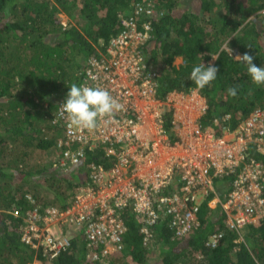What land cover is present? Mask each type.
I'll return each instance as SVG.
<instances>
[{
  "label": "trees",
  "instance_id": "trees-1",
  "mask_svg": "<svg viewBox=\"0 0 264 264\" xmlns=\"http://www.w3.org/2000/svg\"><path fill=\"white\" fill-rule=\"evenodd\" d=\"M139 1L0 0V264H264V218L242 231L230 229L224 210L208 205L211 196L190 231L179 235L171 221L157 223L152 230L155 240L147 245L139 221L126 212L124 247L105 258L91 259V252L101 247H91L82 234L72 231L67 232L70 245L56 258L21 240L30 211L64 208L92 163L109 166L115 159L107 160L105 145H100L87 151L74 173L65 168L60 174L55 169L47 172L65 150L58 147L65 131L53 122L58 102L72 83H82L88 57L105 48L120 29V15ZM151 1L157 14L144 20L154 27L148 52L159 72L158 99L165 100L172 91L198 90L207 103L202 129L209 126L216 136L224 127L235 128L254 109L264 110V82L255 83L236 55L249 52L257 66L264 64V0ZM62 14L75 23L64 24ZM178 57L182 62L176 64ZM202 63L219 71L201 89L189 76L192 67ZM231 87L237 88L236 96L229 94ZM163 121L174 139L172 111L163 114ZM35 156L54 162L37 167L40 161H31ZM255 156L264 163V154ZM41 176L49 185L43 186ZM216 184L225 190L229 178ZM15 209L19 216L13 214ZM220 233L213 245L214 235ZM155 242L159 258L151 261Z\"/></svg>",
  "mask_w": 264,
  "mask_h": 264
},
{
  "label": "built area",
  "instance_id": "built-area-1",
  "mask_svg": "<svg viewBox=\"0 0 264 264\" xmlns=\"http://www.w3.org/2000/svg\"><path fill=\"white\" fill-rule=\"evenodd\" d=\"M156 11L151 0L135 3L120 15V29L105 48H97L84 63L82 83L106 88L123 109L93 129L70 128L60 106L53 114V122L65 131L58 142L65 150L55 162L60 170L74 173L87 151L100 145L107 160L115 159L109 166L92 163L64 208L46 206L27 214L21 240L49 258L70 245L69 231L101 247L91 259L117 254L128 231L126 212L139 221L145 245L155 240L152 230L164 221L183 235L198 224L197 213L209 196L208 205L224 210L230 229L242 231L264 218V163L255 156L264 154V110L254 109L216 136L202 129L207 103L198 90L158 99L159 72L148 52L154 27L144 20ZM168 110L174 139L164 126ZM225 178L229 187L221 191L216 183ZM13 214L19 216L20 210ZM221 237L214 235L213 245Z\"/></svg>",
  "mask_w": 264,
  "mask_h": 264
},
{
  "label": "clouds",
  "instance_id": "clouds-1",
  "mask_svg": "<svg viewBox=\"0 0 264 264\" xmlns=\"http://www.w3.org/2000/svg\"><path fill=\"white\" fill-rule=\"evenodd\" d=\"M238 57L246 64L247 72L255 83L264 82V64L257 66L249 52ZM217 58L212 56L213 60ZM218 71V67L211 63L196 64L191 69L189 79L202 89L217 78ZM228 91L232 96L237 95L236 87H231ZM62 100L64 102L60 104ZM58 106H60V115L67 118L68 126L76 129L96 128L102 119H111L117 111L123 109V105L106 88L87 83H72L68 87L67 95L61 97Z\"/></svg>",
  "mask_w": 264,
  "mask_h": 264
},
{
  "label": "rangeland",
  "instance_id": "rangeland-1",
  "mask_svg": "<svg viewBox=\"0 0 264 264\" xmlns=\"http://www.w3.org/2000/svg\"><path fill=\"white\" fill-rule=\"evenodd\" d=\"M62 20H63V22H64V24H67L68 22H71L72 24H74L75 23V21L73 20V19H71V18H68L66 15H64V14H62ZM238 57V56H237ZM239 58V57H238ZM182 62V58H180V57H178V58H176V60H175V63L176 64H179V63H181ZM195 93V92H194ZM203 114H205V113H203ZM201 122V121H200ZM206 129H211L209 126H207V128ZM171 137V136H170ZM171 138H173V137H171ZM42 154H43V152H42ZM36 155H39L38 153L36 154ZM35 157H37V156H35ZM34 157V158H35ZM35 160H39L40 162H39V164H38V166L37 167H41L43 164L42 163H44V162H54L53 161V159L52 158H49V157H47V158H45V159H41L40 157H37V158H35L34 160H31L32 162H34ZM33 166H36L34 163H33ZM50 169H55L56 171H58V173L60 174V169L54 164V166H52V167H48V170H47V172L48 171H50ZM38 180L40 181V182H42V184H43V186H45V184L46 185H49V183L47 184L46 183V181H48V180H45V178L43 177V176H41V177H38ZM158 247H159V243L158 242H155V247H153V250L154 251H152L151 253H150V255H149V257H151L150 259H151V261H156L159 257H158ZM29 264H39L38 262H37V260H34L33 262H31V263H29Z\"/></svg>",
  "mask_w": 264,
  "mask_h": 264
}]
</instances>
